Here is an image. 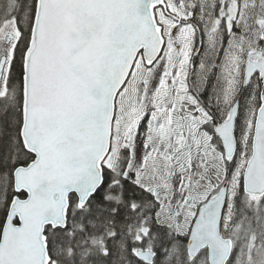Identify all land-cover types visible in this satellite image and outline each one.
Masks as SVG:
<instances>
[{"label": "snow or ice", "instance_id": "obj_1", "mask_svg": "<svg viewBox=\"0 0 264 264\" xmlns=\"http://www.w3.org/2000/svg\"><path fill=\"white\" fill-rule=\"evenodd\" d=\"M0 264H264V0H0Z\"/></svg>", "mask_w": 264, "mask_h": 264}]
</instances>
